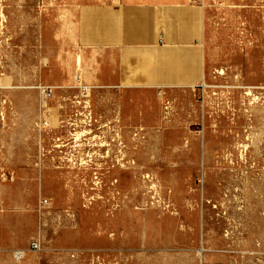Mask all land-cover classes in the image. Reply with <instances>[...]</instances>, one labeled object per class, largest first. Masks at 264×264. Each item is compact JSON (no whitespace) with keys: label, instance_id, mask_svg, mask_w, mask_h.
<instances>
[{"label":"rangeland","instance_id":"rangeland-1","mask_svg":"<svg viewBox=\"0 0 264 264\" xmlns=\"http://www.w3.org/2000/svg\"><path fill=\"white\" fill-rule=\"evenodd\" d=\"M77 1L0 0L1 173L24 242L0 264H264V0L204 1L206 80L138 128L93 90V120L75 115Z\"/></svg>","mask_w":264,"mask_h":264},{"label":"crops","instance_id":"crops-1","mask_svg":"<svg viewBox=\"0 0 264 264\" xmlns=\"http://www.w3.org/2000/svg\"><path fill=\"white\" fill-rule=\"evenodd\" d=\"M204 1H77L80 4L65 17L66 49L75 50V67H80L85 83L92 87L98 112H103L100 107L105 99H112L125 124L142 127L147 122V107L156 105L162 92L170 95L206 80ZM72 82L70 76L64 81ZM2 159L0 117V252L24 245L19 239L18 215L8 211L16 209L18 201L4 193ZM43 199L38 201L40 210Z\"/></svg>","mask_w":264,"mask_h":264},{"label":"built area","instance_id":"built-area-1","mask_svg":"<svg viewBox=\"0 0 264 264\" xmlns=\"http://www.w3.org/2000/svg\"><path fill=\"white\" fill-rule=\"evenodd\" d=\"M76 85H77V94L74 99V109H75V115H84L86 119L89 118V120H93L91 117L92 109L90 104V98H91V91L92 87L86 83H84L83 78L80 74H77L76 76ZM44 95L48 98L53 95L54 89L51 86H43L40 88ZM76 125V124H75ZM43 128L47 129L49 127L48 122L43 123ZM61 146V145H60ZM41 208L46 209V207L50 204L49 199H43L41 201ZM40 249V242L33 240L27 250H21L18 251L21 258H24L29 251H36Z\"/></svg>","mask_w":264,"mask_h":264},{"label":"bare ground","instance_id":"bare-ground-1","mask_svg":"<svg viewBox=\"0 0 264 264\" xmlns=\"http://www.w3.org/2000/svg\"><path fill=\"white\" fill-rule=\"evenodd\" d=\"M39 88H42V87H39Z\"/></svg>","mask_w":264,"mask_h":264}]
</instances>
